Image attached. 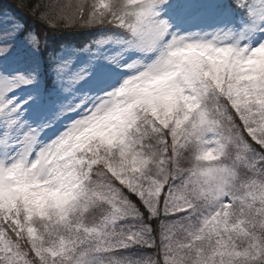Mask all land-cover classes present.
I'll list each match as a JSON object with an SVG mask.
<instances>
[{
  "label": "snow or ice",
  "instance_id": "obj_1",
  "mask_svg": "<svg viewBox=\"0 0 264 264\" xmlns=\"http://www.w3.org/2000/svg\"><path fill=\"white\" fill-rule=\"evenodd\" d=\"M0 264H264V0L0 4Z\"/></svg>",
  "mask_w": 264,
  "mask_h": 264
},
{
  "label": "trees",
  "instance_id": "obj_2",
  "mask_svg": "<svg viewBox=\"0 0 264 264\" xmlns=\"http://www.w3.org/2000/svg\"><path fill=\"white\" fill-rule=\"evenodd\" d=\"M12 3V0H0V4H2L5 8H7ZM31 23V21H29Z\"/></svg>",
  "mask_w": 264,
  "mask_h": 264
}]
</instances>
